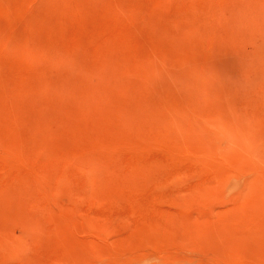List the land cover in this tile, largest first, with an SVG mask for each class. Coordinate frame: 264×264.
Segmentation results:
<instances>
[{
    "label": "rangeland",
    "instance_id": "obj_1",
    "mask_svg": "<svg viewBox=\"0 0 264 264\" xmlns=\"http://www.w3.org/2000/svg\"><path fill=\"white\" fill-rule=\"evenodd\" d=\"M0 264H264V0H0Z\"/></svg>",
    "mask_w": 264,
    "mask_h": 264
}]
</instances>
